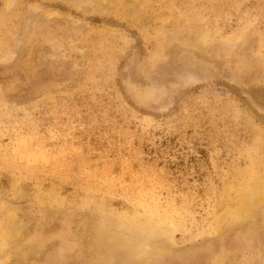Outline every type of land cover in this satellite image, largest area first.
<instances>
[{
  "label": "rangeland",
  "instance_id": "obj_1",
  "mask_svg": "<svg viewBox=\"0 0 264 264\" xmlns=\"http://www.w3.org/2000/svg\"><path fill=\"white\" fill-rule=\"evenodd\" d=\"M263 186L264 0H0V264H264Z\"/></svg>",
  "mask_w": 264,
  "mask_h": 264
},
{
  "label": "bare ground",
  "instance_id": "obj_2",
  "mask_svg": "<svg viewBox=\"0 0 264 264\" xmlns=\"http://www.w3.org/2000/svg\"><path fill=\"white\" fill-rule=\"evenodd\" d=\"M264 187V186H263ZM263 189V188H262ZM261 191V190H260ZM247 192V191H246ZM260 193V196L258 197V200L256 201V202H254L253 201V199L251 200L250 198H249V200H248V202H247V205H246V203H245V205H246V207H247V209L248 210H250V209H252L255 205H254V203H257V202H261L263 199H264V194H262L261 192H259ZM248 196H250V194L248 193ZM247 196V194H246V196L245 197H248ZM245 199V198H244ZM255 200V199H254ZM244 201V200H243ZM245 202V201H244ZM243 202V203H244ZM246 207H244V208H246ZM118 234H119V232H118ZM120 236V235H119ZM122 236V235H121ZM138 237H140V236H138ZM126 239V238H125ZM142 239V238H141ZM121 240V239H120ZM127 240V239H126ZM142 241V240H141ZM121 242V241H120ZM125 242V241H124ZM143 242V241H142ZM166 248V247H165ZM157 252V251H156ZM162 253V252H161ZM134 256H135V254H134Z\"/></svg>",
  "mask_w": 264,
  "mask_h": 264
}]
</instances>
